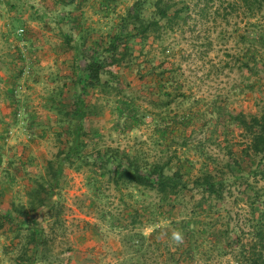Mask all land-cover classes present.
Returning <instances> with one entry per match:
<instances>
[{
  "label": "rangeland",
  "instance_id": "obj_1",
  "mask_svg": "<svg viewBox=\"0 0 264 264\" xmlns=\"http://www.w3.org/2000/svg\"><path fill=\"white\" fill-rule=\"evenodd\" d=\"M76 94L81 156L44 208ZM259 134L264 0H0V264H239L264 210ZM133 166L186 187L168 204L117 179Z\"/></svg>",
  "mask_w": 264,
  "mask_h": 264
},
{
  "label": "trees",
  "instance_id": "obj_2",
  "mask_svg": "<svg viewBox=\"0 0 264 264\" xmlns=\"http://www.w3.org/2000/svg\"><path fill=\"white\" fill-rule=\"evenodd\" d=\"M261 5V3H259ZM165 14H167V10L164 9ZM142 22V21H141ZM147 28H149V24H145L142 22L140 26V30L146 32ZM120 37V36H119ZM132 37V36H131ZM119 39V38H118ZM115 41L112 42V48H117V44ZM75 49L77 50V44H74ZM78 53V52H77ZM101 60H96L91 63L90 69L87 79L92 84L99 82V69L101 67ZM82 73L78 74V78L82 79ZM79 83V82H78ZM76 108L72 111V116L75 119V129H74V140L70 146V150L65 152L61 150L58 153L57 163L58 166L55 170H52V179L50 182V189H47L46 193H49V202L45 203L41 202L44 208L50 209L53 206V195L55 194L56 187L59 183V177L63 172L64 166L68 164L69 161L72 160L73 157L77 158L81 156V135L83 129V118L87 113V105L85 101L82 99L81 94H76L75 98ZM264 147V134H259L256 136V141L254 144L255 151H261ZM118 180H124L131 183H135L136 185L143 186L150 190L156 191L160 195V199L163 202H167L168 204H172L173 198L180 195V191L186 187V184H183L184 175L180 172L176 171L173 174H167L163 168L160 166H154L152 170L147 173H143L140 171V168L137 166H133L131 169L123 168L122 172L118 175ZM193 181L197 187L205 188V191L208 192L209 196H218V191L216 189L217 182L213 180L211 177H207L202 182ZM44 190V187L41 186V191ZM40 190L36 192L37 196L43 194ZM38 198L37 200H40ZM264 205V202H263ZM264 207V206H263ZM4 222L0 224V228L4 227L5 222L10 223L14 216L11 212H4L2 214ZM35 217L31 220L30 218L27 222H36ZM255 233L253 237V241L251 243H246L242 247V259L239 264H264V210H261L258 213L256 223H255ZM33 237L35 241L38 243H43L45 236L42 234H38L37 232H33Z\"/></svg>",
  "mask_w": 264,
  "mask_h": 264
},
{
  "label": "clouds",
  "instance_id": "obj_3",
  "mask_svg": "<svg viewBox=\"0 0 264 264\" xmlns=\"http://www.w3.org/2000/svg\"><path fill=\"white\" fill-rule=\"evenodd\" d=\"M171 239L176 243L180 244L183 242V235L180 231L178 230H173L171 234Z\"/></svg>",
  "mask_w": 264,
  "mask_h": 264
}]
</instances>
